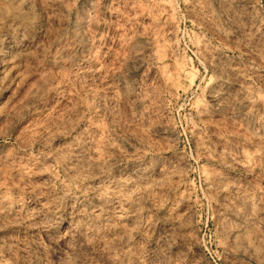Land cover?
<instances>
[{"label":"rangeland","instance_id":"rangeland-1","mask_svg":"<svg viewBox=\"0 0 264 264\" xmlns=\"http://www.w3.org/2000/svg\"><path fill=\"white\" fill-rule=\"evenodd\" d=\"M0 264H264V0H0Z\"/></svg>","mask_w":264,"mask_h":264}]
</instances>
